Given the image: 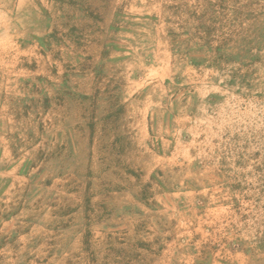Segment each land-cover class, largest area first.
I'll return each mask as SVG.
<instances>
[{
    "label": "rangeland",
    "instance_id": "rangeland-1",
    "mask_svg": "<svg viewBox=\"0 0 264 264\" xmlns=\"http://www.w3.org/2000/svg\"><path fill=\"white\" fill-rule=\"evenodd\" d=\"M0 264H264V0H0Z\"/></svg>",
    "mask_w": 264,
    "mask_h": 264
}]
</instances>
